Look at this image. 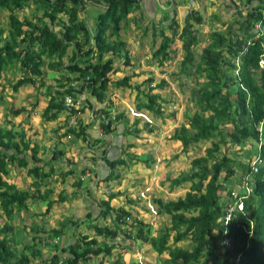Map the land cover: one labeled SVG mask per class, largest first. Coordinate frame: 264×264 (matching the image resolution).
<instances>
[{
  "label": "trees",
  "instance_id": "obj_1",
  "mask_svg": "<svg viewBox=\"0 0 264 264\" xmlns=\"http://www.w3.org/2000/svg\"><path fill=\"white\" fill-rule=\"evenodd\" d=\"M82 1L0 0V8L8 10V27L0 26V73L9 63L18 62L22 75L11 85L12 91H16L23 85H32L39 77L43 55L51 59L56 57L47 64L57 69L62 65L61 58L67 47H72L67 63L62 66L66 75L60 78L63 81H57L58 88L48 94L41 118L52 121L62 110L73 114L77 129L68 127L67 133L80 137L85 144L90 141L88 145L92 146L103 141L102 136L110 134L118 123L113 124L108 108L94 107V103L87 102L88 97L96 103H103L109 85L130 87L131 74L125 73L113 80L108 74L116 73L119 65L131 64L118 31L121 22L141 6L142 0H94L96 4L103 2V8L94 15L91 27L77 17L78 9L84 6ZM191 1L195 0H189L182 25L176 16L179 3L175 4L174 0H163L160 7L155 6L152 15L146 17L155 30L151 32L152 37L159 35L158 44L149 53V58L157 65H163L171 59V44L178 40L181 53L179 72L188 75L189 68H192L197 78L203 76L200 82H196L197 88L189 92L193 112L185 117L186 123L175 126L168 137L178 141L183 151L190 144L201 141H208L209 145L202 155L190 159L185 172L167 178L171 187L188 182L182 196L167 201L153 199L157 212L169 217V225L156 235H149V226L140 219L132 218L128 223L129 210L121 206L114 208L110 204L115 192L108 193L94 205L97 214L92 220L88 206L83 218L77 221L70 220V216L59 218L50 228L46 227V222L34 228L35 224L23 223L20 227L12 224L13 213L24 210L27 200H44V212L64 201L61 191L55 198H50L51 188L40 190L43 181L53 173L55 163L52 165V162L60 164L58 173L61 177L73 169H63L72 161L63 157L64 152L56 144L51 145V153L46 158H40L36 156L37 146H30L24 131L0 127V210L4 217L0 223V264H94L92 259L98 256L96 264H102V259L110 257L116 247L119 231L126 230L127 225L128 238L148 243L157 254L166 252L162 260L164 264H227L226 260L228 264H264V0H209V3L214 1L219 14L233 20L226 21L222 31L208 34L209 41L201 48L196 62L194 47L199 39L192 24L199 25L202 16L190 6ZM28 2L41 5L40 22L19 20L15 16L14 10L22 9ZM229 9L232 11L228 12ZM141 13L145 16L143 11ZM43 19L46 22L41 21ZM255 24L262 28L260 33ZM151 81L152 78L144 80L147 90L141 92L140 99H135L134 108L162 117L160 102L165 103V100L151 90L161 88L166 82L161 79L152 86L149 85ZM65 98L78 104L86 102V107L96 115V120L99 119L96 133H89L88 125H81L77 115L82 109L64 106ZM21 109L11 108V111L17 115ZM97 111L104 115V119H100ZM119 118L124 121L122 111L115 114L116 122ZM99 131H102L101 135ZM122 133L128 134L130 130ZM226 142L233 146L241 144L240 154L234 151L233 158L224 152L219 154L220 144ZM247 142H253L256 148H249ZM128 146L131 144L126 148ZM122 151L125 153V148ZM127 155L129 159L132 153ZM253 157L259 160L255 173H251L248 165ZM239 158H244L245 162ZM104 160L108 170L101 179L95 177L94 184L118 178L114 168L126 164L122 157ZM16 167L25 169L31 178V191L17 189L6 180L10 169ZM236 172L239 176L235 191L225 183ZM245 179L252 182L249 191L244 187L248 184L243 183ZM80 183L77 179L75 187L78 188ZM227 214L229 217L224 223ZM98 217L109 218L111 224H99ZM80 225L92 229L94 236L78 232ZM169 232H172L170 243ZM184 240L188 241L186 247L176 245ZM117 255L118 259L107 264H120V252Z\"/></svg>",
  "mask_w": 264,
  "mask_h": 264
},
{
  "label": "rangeland",
  "instance_id": "obj_2",
  "mask_svg": "<svg viewBox=\"0 0 264 264\" xmlns=\"http://www.w3.org/2000/svg\"><path fill=\"white\" fill-rule=\"evenodd\" d=\"M93 1L83 0L84 6L78 9L77 13L78 19L88 27L92 26L94 15L103 8V2L96 4ZM160 1L163 2V0ZM237 1L240 2L241 0ZM174 3H179L176 6V16L178 23L182 25L183 14L189 0H174ZM147 4H149L148 0H146ZM154 5L159 6L156 1ZM190 6L196 8L202 16V22L199 25L192 24L193 28L198 31L197 36L199 39L194 47V62H196L201 48L209 41L208 34L215 30L222 31L226 21L233 19L219 14L214 1L209 3V0H195V3H190ZM142 9L143 6L141 5L138 9L132 10L121 22V28L118 31L120 40L124 42V49L129 52L131 57V64L116 66L118 68L117 72L108 74L110 80L120 78L125 73L131 74L130 87L115 88L109 85L105 91L106 98L103 103H96L92 97L89 98V103H94V107L108 108L107 111L113 124L118 123L110 136H108L109 133L104 135V138H106L104 142H108V138L117 137V140H114L119 144L120 153H123L122 148H125V153L117 155V157L124 158L126 164L123 166L117 165L114 168L119 174L116 179L108 182L97 181L94 186L92 182L96 181L95 175L93 173L89 175L85 171L81 172L89 163L87 162L89 159H81V154L85 156L91 154L96 159L100 155V149L98 148H104L105 145L93 146L95 152H85V142L80 137L75 138L72 133H67L68 127L77 129L76 116L62 110L52 121H43L41 118V111L46 105L48 94L58 88L57 81H63L60 78L66 75L62 66L67 63V57L72 47H67L64 56L61 58L62 65L57 69L51 68L47 64L51 60H56V57L51 59L43 55L39 77H36L32 85H23L16 91H12L11 85L22 75L18 62L9 63L4 71L0 73V127H12L15 130L24 131L26 139L30 140V146H37L36 156L40 158H46L51 153V145L56 144V147L64 152L63 157L68 158L70 162L72 161L67 166L65 165L63 169H73L72 172L61 177L58 173L60 164L57 161L52 162V165L55 163L53 173L43 181L40 190L51 188L50 198H55L56 194L61 191L65 196L64 201L56 203L48 212H44L46 207L44 200H27L24 210L21 209L13 213L12 224L16 223L19 227L23 223L29 226L35 224L32 227L34 228L36 225L46 222V227L50 228L56 225V220L59 218L63 219L70 216V220L76 219L75 221H77L84 217V212L87 211L88 206L91 214L96 213V206L94 205L97 204L99 199H104L108 193L115 192L116 196L110 201V204L114 208L121 206L129 210L131 216L127 219L128 223L132 218L140 219L149 226V235H156L160 229L169 225V217L166 214L157 212L153 199L160 198L167 201L182 196L187 190L188 182L177 187H171L167 178L185 172L188 169L190 159L202 155L204 148L209 145L208 141H201L190 144L183 151L178 141L171 140L168 137L173 128L179 123H186L185 117L193 112L194 107L188 98L189 92L197 88L196 82H200L203 76L201 74V78H197L195 73H192V68H189L190 73L188 75L179 72L178 63L181 59V53L179 50L180 41L178 40L171 44L170 48L173 50L171 59L165 61L163 65L159 66L153 59L149 58V53L158 44L159 35L152 37L151 32L154 28L146 19L148 13L146 12V17L142 16ZM147 10L149 9L147 8ZM219 10L221 11V8ZM231 11L229 9L228 12ZM214 13L217 16H213ZM14 14L19 20L25 18L38 23L40 22L41 5L36 6L32 2H28L22 9H15ZM59 16L65 19L62 14H59ZM41 21L46 22V19ZM152 23L154 25L156 20ZM0 26L4 29L8 27L7 9L0 8ZM54 29L56 30L57 27ZM114 38V36L111 37L112 40ZM146 78H152L151 83H149L152 86L158 84L161 79L166 82L161 88L157 87L151 90V93H156L165 100V103L160 102L163 108L162 117L151 115L144 109L136 110L134 108L135 99H140L142 97L141 92L147 90V84L143 83ZM135 85L138 86V97H136L137 89L134 88ZM78 106L82 109L81 113L77 115L81 125H88L89 131H87L89 133L92 130L93 132L96 131V115L86 107L85 102L78 104ZM11 108L23 109L15 115L12 113ZM121 111L123 112L124 121L122 122L123 118H119L116 122L115 114ZM97 113L100 119H104L103 114L99 111ZM93 120L94 123H91ZM134 120H137V123H134ZM128 129L130 133H122ZM251 143L247 142L249 148H256V145ZM87 144H91V142L88 141ZM128 144H131V146L126 148ZM240 147L241 144L233 146L227 142L222 143L220 144L219 154L224 152V154L233 158L234 151L237 155L240 154ZM128 152L132 153L129 159ZM239 160L245 162L244 158H239ZM236 173L225 183L227 187H234L239 176ZM77 179L81 181L78 188L74 185ZM6 180L13 183L17 189L32 190L30 186L31 178L23 168L10 169ZM233 190L236 191L237 187H234ZM89 216L92 220L93 217ZM3 220L4 217L0 210V223ZM96 220L99 224H111L109 218L102 219L98 217ZM127 228L128 225L126 230L119 231L120 234L115 239L116 247L112 249L110 257L102 259V264L118 259V252L121 254L120 264H164L162 260L166 257L165 251L157 254L148 243L128 238ZM77 231L90 237L93 236L92 229L85 228L83 225L78 226ZM171 235L172 232H169L168 243L171 242ZM28 236H31V234H28ZM97 240L100 241L101 237L98 236ZM176 245L186 247L188 241H180ZM99 258L100 256L93 258L92 262L96 264ZM226 263L228 264L227 260Z\"/></svg>",
  "mask_w": 264,
  "mask_h": 264
},
{
  "label": "crops",
  "instance_id": "obj_3",
  "mask_svg": "<svg viewBox=\"0 0 264 264\" xmlns=\"http://www.w3.org/2000/svg\"><path fill=\"white\" fill-rule=\"evenodd\" d=\"M155 1L159 4V3H161L162 1H160V0H148V3L151 5V7H150V5L149 4H147L146 5V0H142V2H141V5L143 6V14L145 15V17H146V12L149 14H147V17H149V16H151L152 15V13H153V10L155 9L154 8V4H155ZM191 3H195V1H191ZM147 8L149 9V10H147ZM153 9V10H152ZM151 10V11H150ZM125 46V45H124ZM120 126H122V125H120ZM114 129V128H113ZM91 133L93 132V130L92 131H90ZM96 132H97V130H96ZM95 131H94V133H96ZM111 135V133L110 134H108V136H110ZM103 141H99V142H97V143H93V145L92 146H89L88 144H85V149L84 150H86L85 152H87V151H89V153L90 152H95V148H93V146H97V145H99V146H101V145H105V147L103 148H98V149H100V155H99V157H96V159H94L95 158V156H93V155H89V156H85L84 154H81V159H89V161H87V162H89L88 163V165L90 166H88V165H86L84 168H86L85 169V172H88V174L89 175H91L92 173L93 174H96V176L95 177H97L98 178V175H99V177L100 176H102L103 177V175L106 173V170H108V168H107V166H106V163H105V160L104 159H115V158H117V155L118 154H120V147H119V144L118 143H116L115 142V140L114 139H116L117 140V137H115V138H108V142H104L105 141V139L106 138H104L103 137ZM103 142V143H102ZM101 143V144H100ZM118 152V153H117ZM86 161V160H85ZM102 177H100L99 179H101ZM92 185H94L95 186V184L94 183H92ZM90 187H91V185H90ZM86 201V200H85ZM87 202V201H86ZM87 212V211H86ZM86 212H84V216L86 215ZM97 214V211H96V213H92L91 214V217H94L95 215Z\"/></svg>",
  "mask_w": 264,
  "mask_h": 264
},
{
  "label": "built area",
  "instance_id": "obj_4",
  "mask_svg": "<svg viewBox=\"0 0 264 264\" xmlns=\"http://www.w3.org/2000/svg\"><path fill=\"white\" fill-rule=\"evenodd\" d=\"M64 105L65 106H70L71 105V100L69 98H65L64 99ZM258 164H259V160H255V158L253 157L251 159V161L248 163V165H249V167L251 169V173H255L257 171V165ZM247 191H248V189H247ZM228 217H229V215L227 214L226 217H225L224 223L226 222ZM224 243H225V241H224Z\"/></svg>",
  "mask_w": 264,
  "mask_h": 264
},
{
  "label": "clouds",
  "instance_id": "obj_5",
  "mask_svg": "<svg viewBox=\"0 0 264 264\" xmlns=\"http://www.w3.org/2000/svg\"><path fill=\"white\" fill-rule=\"evenodd\" d=\"M255 29L256 30H258V32L260 33V30L262 29V28H260V25L259 24H255ZM89 98H91V97H88V103H89ZM83 100V99H82ZM85 104H86V102H85ZM76 105H77V107H76ZM94 105V104H93ZM65 106V105H64ZM71 107H73V108H78V109H81V108H79V106H78V104H77V101H71V105H70ZM67 107V106H66ZM98 121H99V119L98 120H95V124L97 125V123H98ZM92 123H94V122H92ZM97 127V126H96ZM99 133V135H101L102 134V131H99L98 132ZM105 135V134H104ZM104 135L102 136V137H104ZM243 183H248L246 186H244V187H246L247 189H248V191H249V186H251L252 185V182H247L246 181V179H245V182H243ZM126 219H128L127 217H126ZM127 221V220H126ZM93 232V231H92ZM93 236H94V234H93Z\"/></svg>",
  "mask_w": 264,
  "mask_h": 264
},
{
  "label": "bare ground",
  "instance_id": "obj_6",
  "mask_svg": "<svg viewBox=\"0 0 264 264\" xmlns=\"http://www.w3.org/2000/svg\"><path fill=\"white\" fill-rule=\"evenodd\" d=\"M173 18V17H172ZM167 24V23H166ZM172 183V182H171ZM232 183H233V181H232ZM224 241V240H223ZM222 242V241H221ZM227 243V242H226Z\"/></svg>",
  "mask_w": 264,
  "mask_h": 264
}]
</instances>
